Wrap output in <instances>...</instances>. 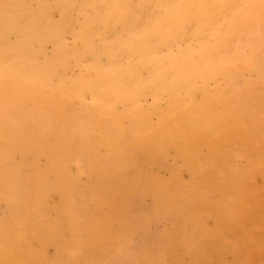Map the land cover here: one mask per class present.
<instances>
[{
  "label": "rangeland",
  "instance_id": "rangeland-1",
  "mask_svg": "<svg viewBox=\"0 0 264 264\" xmlns=\"http://www.w3.org/2000/svg\"><path fill=\"white\" fill-rule=\"evenodd\" d=\"M2 10L0 264H264V0Z\"/></svg>",
  "mask_w": 264,
  "mask_h": 264
},
{
  "label": "bare ground",
  "instance_id": "bare-ground-1",
  "mask_svg": "<svg viewBox=\"0 0 264 264\" xmlns=\"http://www.w3.org/2000/svg\"><path fill=\"white\" fill-rule=\"evenodd\" d=\"M27 1V0H26ZM257 2V1H256ZM259 2V1H258ZM260 3V2H259ZM263 3V2H262ZM252 5V4H251ZM250 5V6H251ZM254 5V4H253ZM260 5V4H259ZM260 6H262V5H260ZM255 7V6H254ZM257 7H258V4H257ZM256 8V7H255ZM262 8V7H261ZM258 9V8H257ZM263 9V8H262ZM258 11H259V9H258ZM4 12H5V10H2L1 12H0V16L2 17V19H3V21H2V24L3 23H6L7 21H5L6 19H5V16H4ZM264 12V11H263ZM253 14H254V12H253ZM255 16V15H254ZM10 17H12V16H10ZM244 19V18H243ZM256 20V19H255ZM251 21H252V19H251ZM250 22V21H249ZM34 24V23H33ZM32 23H30L29 25H24L23 26V30H25L28 34L30 33V30H33V28H34V26H35V24L33 25ZM67 24H69V23H67ZM249 24V23H248ZM252 24H253V22H252ZM251 25V24H250ZM255 25H256V21H255ZM264 25V24H263ZM51 26V25H50ZM215 26V25H214ZM245 26V25H244ZM252 26H254V24L252 25ZM213 27V26H212ZM251 27V26H250ZM248 28H249V26H248ZM247 28V29H248ZM253 29V28H252ZM20 30V29H19ZM21 31V30H20ZM261 35V34H260ZM243 37V36H242ZM256 37V36H255ZM244 39V38H243ZM260 39V38H259ZM229 41V40H228ZM192 42V41H191ZM191 44V43H190ZM260 44H261V42H260ZM194 45V44H193ZM260 47V46H259ZM166 49V48H165ZM262 49H264V48H262ZM207 51V50H206ZM212 50H210V52H211ZM219 51H220V49H219ZM213 52H214V50H213ZM205 55V54H204ZM198 56V55H197ZM254 56V55H253ZM252 56V57H253ZM255 56H256V54H255ZM262 56V55H261ZM193 57V56H192ZM264 57V56H263ZM251 58V57H250ZM249 58V60H251ZM185 60H187L186 58H185ZM239 61V60H238ZM251 61H253V60H251ZM248 62V61H247ZM254 62V61H253ZM264 62V61H263ZM252 63V62H251ZM245 64H247V63H245ZM230 65V64H229ZM228 65V66H229ZM243 65V64H242ZM231 66V65H230ZM245 66V65H244ZM262 66V65H261ZM226 67V66H225ZM236 67V66H235ZM246 67H248V66H246ZM251 67V66H250ZM228 69V68H227ZM249 69V68H248ZM262 69V68H261ZM259 71H260V69H258ZM237 71V70H236ZM220 72V71H219ZM235 72V71H234ZM233 72V73H234ZM249 73V72H248ZM251 73H255V72H251ZM256 73H257V71H256ZM244 74H245V72H244ZM207 75V74H206ZM197 81V80H196ZM195 81V82H196ZM260 81V80H259ZM221 82V81H220ZM222 82H223V80H222ZM261 82V81H260ZM239 83V82H238ZM228 84V83H227ZM233 84V83H232ZM259 86V85H258ZM261 86V85H260ZM259 86V87H260ZM225 87V86H224ZM254 88V87H253ZM247 92V91H246ZM252 92V91H251ZM254 93V92H253ZM164 94V93H163ZM255 94V93H254ZM258 94V93H257ZM159 95V94H158ZM162 95V94H161ZM182 95V94H181ZM248 95V94H247ZM247 95L245 96V97H247ZM235 96V95H234ZM259 96V95H258ZM260 97V96H259ZM261 98V97H260ZM218 99V98H217ZM233 99V98H232ZM249 100V99H248ZM258 101V100H257ZM261 101V100H260ZM166 102V101H165ZM235 102V101H234ZM233 102V103H234ZM118 104V103H117ZM256 104V103H255ZM259 104V103H258ZM219 105V104H218ZM253 106V105H252ZM263 108V107H262ZM244 109H245V107H244ZM229 118V117H228ZM228 121V120H227ZM248 121V120H247ZM261 121H263V120H261ZM125 122V121H124ZM127 122V121H126ZM257 122V121H256ZM204 123V122H203ZM252 125V124H251ZM210 126V125H209ZM231 127V126H230ZM213 130V129H212ZM116 138V137H115ZM204 142V141H203ZM222 143V142H221ZM230 145V144H229ZM223 146V145H222ZM207 149V148H206ZM233 149V148H232ZM165 150V149H164ZM168 151V150H167ZM230 151H231V149H230ZM225 152H227V151H225ZM164 153H166V152H164ZM219 153V152H218ZM231 153V152H230ZM167 154V153H166ZM227 155H228V153H226ZM235 154V153H234ZM249 154H250V152H249ZM216 155H218V154H216ZM161 156H163V155H161ZM160 156V157H161ZM235 156V155H234ZM233 157V156H232ZM247 157V156H246ZM245 157V158H246ZM249 157V156H248ZM150 158V157H149ZM162 158V157H161ZM210 158V157H209ZM226 158V157H225ZM228 158V157H227ZM231 158V157H230ZM235 158V157H234ZM237 158V157H236ZM243 158V157H242ZM160 159V158H159ZM197 159V158H196ZM220 159V158H219ZM240 159V158H239ZM157 160V159H156ZM225 160V159H224ZM234 160V159H233ZM257 160V159H256ZM148 161V160H147ZM150 161V160H149ZM199 161V160H198ZM246 161V160H245ZM250 161V160H249ZM181 162V161H180ZM227 162V161H226ZM196 163V162H195ZM229 163V162H228ZM227 163V164H228ZM201 164V163H200ZM237 164V163H236ZM48 165V164H47ZM231 165V164H230ZM243 165V164H242ZM177 166V165H176ZM226 166V165H225ZM238 166V165H237ZM246 166V165H245ZM194 167V166H193ZM260 168V167H259ZM228 169V168H227ZM140 170V169H139ZM178 170V169H177ZM229 170V169H228ZM240 171H241V169H239ZM172 171H174V169L172 170ZM231 171V170H230ZM236 171V170H235ZM213 172V171H212ZM245 172V171H244ZM254 172V171H253ZM171 173V172H170ZM175 173V172H174ZM174 173L172 172L171 174H173L174 175ZM233 173H235V172H233ZM256 173V172H255ZM239 174V173H238ZM248 174V173H247ZM175 175H176V173H175ZM229 175H232L231 173L229 174ZM237 175V174H236ZM94 176V175H93ZM173 177V176H172ZM236 177V176H235ZM251 177V176H250ZM173 179H174V177H173ZM220 179V178H219ZM230 179V178H229ZM232 179V178H231ZM226 180V179H225ZM173 181V180H172ZM224 181V180H223ZM250 181V180H249ZM30 182H32V181H30ZM213 182V181H212ZM248 182V181H247ZM255 182V181H254ZM162 183V182H161ZM196 183V182H195ZM216 183H217V181H216ZM224 183V182H223ZM222 183V184H223ZM225 183H226V181H225ZM233 183V182H232ZM241 183H242V181H241ZM153 184V183H152ZM166 184V183H165ZM248 184V183H247ZM251 184V183H250ZM254 184V183H253ZM162 186H163V184H162ZM213 186V185H212ZM231 186V185H230ZM230 186L228 187L229 189H230ZM261 186H263V185H261ZM222 187V186H221ZM227 187V186H226ZM225 187V188H226ZM237 187V186H236ZM246 187H248V186H246ZM253 187H255V186H253ZM227 188V189H228ZM257 188V187H256ZM255 188V189H256ZM167 189V188H166ZM171 189V188H170ZM226 189V190H227ZM234 189V188H233ZM249 189H252V188H249ZM239 190H241V189H239ZM260 190H262V189H260ZM216 191V190H215ZM249 191V190H248ZM252 191V190H251ZM254 191H256V190H254ZM250 192V191H249ZM170 193V192H169ZM217 193V192H216ZM252 193V192H251ZM255 193V192H254ZM225 195V194H224ZM253 196H255V194L253 195ZM262 197V196H261ZM153 198V197H152ZM260 199V198H259ZM236 200H238V199H236ZM175 201V200H174ZM252 201H253V199H252ZM264 201V200H263ZM235 203V202H234ZM169 204V203H168ZM250 204V203H249ZM229 205V204H228ZM239 206V205H238ZM238 206H236L237 208H238ZM232 207H233V205H232ZM225 208V207H224ZM243 208V207H242ZM251 208V207H250ZM234 209H235V207H234ZM240 209L241 208H239V212H240ZM201 210V209H200ZM208 210V209H207ZM243 210V209H242ZM241 210V211H242ZM245 210V209H244ZM210 211V210H209ZM216 211V210H215ZM205 212V211H204ZM221 212V211H220ZM227 212V211H226ZM230 212H231V210H230ZM233 213V212H232ZM244 213V212H243ZM197 214V213H196ZM230 214V213H229ZM241 214V213H240ZM235 216V215H234ZM252 217V216H251ZM245 218H247L246 216H245ZM250 219V218H249ZM189 220V219H188ZM196 220V219H195ZM233 220V219H232ZM234 220H236V219H234ZM237 221V220H236ZM241 223V222H240ZM243 223V222H242ZM13 224V223H12ZM16 224V223H15ZM248 224V223H247ZM255 224V223H254ZM256 225V224H255ZM231 226H233V225H231ZM250 226V225H249ZM14 227H16V226H14ZM247 227V226H246ZM199 228V227H198ZM256 228V227H255ZM254 228V229H255ZM257 230V229H256ZM201 231H203V230H201ZM195 232V231H194ZM250 232V231H249ZM164 233V232H163ZM18 234V233H17ZM16 234V235H17ZM208 234V233H207ZM224 234V233H223ZM229 234V233H228ZM214 235V234H213ZM217 235V234H216ZM203 236V235H202ZM228 236V235H227ZM207 237V236H206ZM212 237V236H211ZM216 237V236H215ZM225 237V236H224ZM199 238V237H198ZM227 238V237H226ZM188 239V238H187ZM208 239V238H207ZM249 239H251V238H249ZM201 241H203V240H201ZM210 241H211V239H210ZM224 241V240H223ZM230 242V241H229ZM111 243V242H110ZM172 244V243H171ZM204 244V243H203ZM201 245V244H200ZM204 246V245H203ZM171 247H172V245H171ZM205 247V246H204ZM235 249H236V247H234ZM239 248H240V246H239ZM200 249V248H199ZM205 249H206V247H205ZM47 250V249H46ZM194 250V249H193ZM19 251V250H18ZM163 251H164V249H163ZM168 251H169V249H168ZM190 251V250H189ZM197 251V250H196ZM200 251V250H199ZM17 253V252H16ZM193 253V252H192ZM203 253V252H202ZM190 254H191V252H190ZM248 255V254H247ZM23 256V255H22ZM21 256V257H22ZM162 256V255H161ZM246 256V255H245ZM244 256V257H245ZM18 257V256H17ZM24 257V256H23ZM170 257H171V255H170ZM204 257V256H203ZM19 258V257H18ZM201 258V257H200ZM198 259H199V257H198ZM247 259V258H246ZM21 260V259H20ZM204 260V259H203ZM214 260V259H213ZM167 261H169V260H167ZM174 262V261H173ZM197 262V261H196ZM264 262V261H263ZM168 263V262H167ZM202 263V262H201ZM205 263V262H204ZM215 263V262H214ZM248 263H249V261H248ZM171 264H173V263H171ZM242 264H244V261L242 262ZM258 264V263H257Z\"/></svg>",
  "mask_w": 264,
  "mask_h": 264
}]
</instances>
